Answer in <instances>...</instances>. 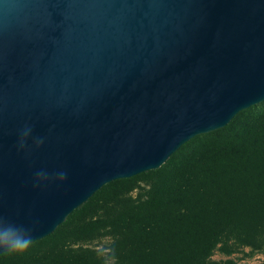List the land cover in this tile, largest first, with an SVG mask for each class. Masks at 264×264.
I'll list each match as a JSON object with an SVG mask.
<instances>
[{"label":"water","instance_id":"95a60500","mask_svg":"<svg viewBox=\"0 0 264 264\" xmlns=\"http://www.w3.org/2000/svg\"><path fill=\"white\" fill-rule=\"evenodd\" d=\"M263 102L264 0H0V217L44 239Z\"/></svg>","mask_w":264,"mask_h":264},{"label":"trees","instance_id":"16d2710c","mask_svg":"<svg viewBox=\"0 0 264 264\" xmlns=\"http://www.w3.org/2000/svg\"><path fill=\"white\" fill-rule=\"evenodd\" d=\"M256 106L159 169L103 186L51 235L22 255L1 254L0 264H234L213 261V252L264 251V111ZM145 174L156 178L144 199L128 197L114 214L65 230L108 186ZM97 237L110 239L104 250L78 244Z\"/></svg>","mask_w":264,"mask_h":264},{"label":"rangeland","instance_id":"374dc122","mask_svg":"<svg viewBox=\"0 0 264 264\" xmlns=\"http://www.w3.org/2000/svg\"><path fill=\"white\" fill-rule=\"evenodd\" d=\"M260 111H264V103L257 105L253 109V112L255 113ZM155 178L156 176L145 174L129 181H119L108 186L102 194L97 197L98 200H101L99 203L100 205L98 206L96 204L97 199L89 203L86 206L85 211L79 216L73 218L69 227L65 230H70V227L72 229V227L74 228L79 225H85L99 215L114 214L120 209L121 205L125 204L124 201L128 197L133 200L144 199L146 191L150 188ZM108 243H110V239L108 237H97L92 240L78 242L80 246L95 248L96 250H104ZM228 258H231L234 261V264H260L264 262V251H252L249 248H244L242 250H238V252L230 256H227L224 252L217 248L211 257L213 261L217 262L224 261Z\"/></svg>","mask_w":264,"mask_h":264},{"label":"clouds","instance_id":"9594fccd","mask_svg":"<svg viewBox=\"0 0 264 264\" xmlns=\"http://www.w3.org/2000/svg\"><path fill=\"white\" fill-rule=\"evenodd\" d=\"M30 134V129H24L19 141V147L23 148L27 138ZM40 142H37L36 146H39ZM65 174L61 173L63 178ZM37 177L46 178L44 173H38ZM32 229L24 228L23 226H13L5 224L3 218L0 217V248L7 250L9 253L22 255L31 246Z\"/></svg>","mask_w":264,"mask_h":264}]
</instances>
